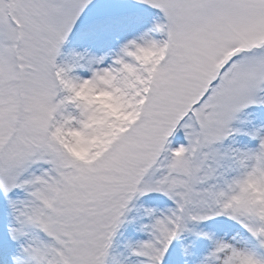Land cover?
I'll return each instance as SVG.
<instances>
[{
	"label": "snow or ice",
	"instance_id": "1",
	"mask_svg": "<svg viewBox=\"0 0 264 264\" xmlns=\"http://www.w3.org/2000/svg\"><path fill=\"white\" fill-rule=\"evenodd\" d=\"M0 264H264V0H0Z\"/></svg>",
	"mask_w": 264,
	"mask_h": 264
}]
</instances>
